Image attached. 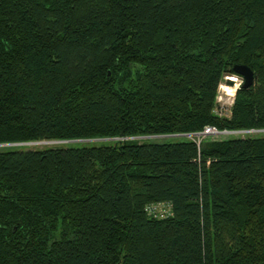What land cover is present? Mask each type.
Returning <instances> with one entry per match:
<instances>
[{
  "label": "trees",
  "instance_id": "obj_1",
  "mask_svg": "<svg viewBox=\"0 0 264 264\" xmlns=\"http://www.w3.org/2000/svg\"><path fill=\"white\" fill-rule=\"evenodd\" d=\"M206 127L264 130V0H0V264H264V134L150 138Z\"/></svg>",
  "mask_w": 264,
  "mask_h": 264
},
{
  "label": "rangeland",
  "instance_id": "obj_2",
  "mask_svg": "<svg viewBox=\"0 0 264 264\" xmlns=\"http://www.w3.org/2000/svg\"><path fill=\"white\" fill-rule=\"evenodd\" d=\"M230 77L231 78L235 77L236 80H232ZM227 80L232 81V84H228L226 82ZM237 83H239V85H242L243 79L241 77H239V76H236V75H231L229 77L226 76L224 81L221 83V85L223 87L227 86L228 88H223V87L219 88L220 101H219V99H217V102H218V113H220V114L223 113V115H226V116L230 115L231 107L233 105L232 97L234 96V99H235L236 91L238 89V88H236V84ZM225 91H228V93H230V94H228L229 96L226 95ZM218 131H220V130H218ZM263 131L264 130L255 131V132L254 131H252V132L250 131V132H235V133H223V134L218 133L217 135H213V137L214 138H228V137H234V136L235 137H239V136L259 135V134H264V133H262ZM220 132H225V131H220ZM227 132H229V131H227ZM194 133H196V135H197V133H199V132H194ZM194 133H188V134H194ZM183 137L184 136H181V134H179L178 136H177V134L176 135H164V136H150L151 139H153V138L154 139H159L160 141H162V140L177 141V140L183 139ZM190 137L192 138L193 135H191ZM80 141L81 140L67 141V142H80ZM85 141H90V140H85ZM195 141L196 142L198 141V137L197 136L195 137ZM64 142L65 141H60V140H52V141L42 140V141H35V142H30V143H21V144H17V145L24 146L26 148H36V147H44V146L62 144ZM200 142H201V140H200ZM7 146H13V144H6V145H1L0 144V147H7Z\"/></svg>",
  "mask_w": 264,
  "mask_h": 264
},
{
  "label": "water",
  "instance_id": "obj_3",
  "mask_svg": "<svg viewBox=\"0 0 264 264\" xmlns=\"http://www.w3.org/2000/svg\"><path fill=\"white\" fill-rule=\"evenodd\" d=\"M234 71L237 74H240L244 82L241 86L243 87H249L251 86L255 81V74L254 71L246 64H236L234 65Z\"/></svg>",
  "mask_w": 264,
  "mask_h": 264
},
{
  "label": "built area",
  "instance_id": "obj_4",
  "mask_svg": "<svg viewBox=\"0 0 264 264\" xmlns=\"http://www.w3.org/2000/svg\"><path fill=\"white\" fill-rule=\"evenodd\" d=\"M220 87H223L221 84H220ZM223 88H228L227 86H224ZM226 92V95L227 96H229L228 94H230V93H228V91H225ZM218 99H219V101H220V96H218ZM233 101H234V96L232 97V103H233ZM205 132L203 133V137H205V136H213V135H217L218 133H214V128L213 127H206L205 129ZM252 132V131H259V130H252V129H250V130H242V131H238V130H234V131H229V132H227V133H235V132ZM262 133H264V131L262 132ZM198 134H201V133H198ZM220 134H223V133H220ZM187 136H189V135H187ZM190 137V136H189Z\"/></svg>",
  "mask_w": 264,
  "mask_h": 264
},
{
  "label": "bare ground",
  "instance_id": "obj_5",
  "mask_svg": "<svg viewBox=\"0 0 264 264\" xmlns=\"http://www.w3.org/2000/svg\"><path fill=\"white\" fill-rule=\"evenodd\" d=\"M235 72V71H234ZM237 74V73H236ZM238 75H240V74H238ZM241 76V75H240ZM229 77V76H228ZM231 78V77H230ZM241 78L243 79V77L241 76ZM232 80H236V79H233V77L231 78ZM243 82H244V79H243ZM215 129V128H214ZM205 132V130H203V131H200L199 133H201V134H198L197 133V135H196V133H194V134H181V136H187V135H189V136H191V135H193V139L195 140V137L197 136L198 137V143L200 142V140H202L204 137H203V133ZM214 133H227V131H225V132H220V131H218L217 129H215L214 130ZM179 135V134H178ZM177 135V136H178ZM206 137V136H205ZM158 205L156 204V205H153V206H151V210L152 211H154V212H156L157 213V211L154 209L155 207H157Z\"/></svg>",
  "mask_w": 264,
  "mask_h": 264
},
{
  "label": "clouds",
  "instance_id": "obj_6",
  "mask_svg": "<svg viewBox=\"0 0 264 264\" xmlns=\"http://www.w3.org/2000/svg\"><path fill=\"white\" fill-rule=\"evenodd\" d=\"M233 79H236L235 77H233ZM239 83L236 84V88H239Z\"/></svg>",
  "mask_w": 264,
  "mask_h": 264
}]
</instances>
